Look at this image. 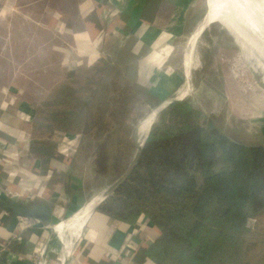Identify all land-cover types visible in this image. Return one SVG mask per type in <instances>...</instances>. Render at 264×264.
<instances>
[{
  "label": "rangeland",
  "instance_id": "rangeland-1",
  "mask_svg": "<svg viewBox=\"0 0 264 264\" xmlns=\"http://www.w3.org/2000/svg\"><path fill=\"white\" fill-rule=\"evenodd\" d=\"M129 1L102 0L95 3L101 13L83 16L78 0H39V16L48 2L67 13L61 33L51 31L46 40L38 34L33 46L20 47L0 33V104L12 102L5 112L17 119L10 131L0 124V136L7 139L5 147L9 140L15 148L28 146L10 157V148L0 147V173L7 176L0 178L2 190L17 191L13 201L50 199L43 195L42 180L24 183L23 169L26 157L34 162V172L48 170V151L56 163L47 172L53 177L50 186L81 187L88 194L74 212L110 191L145 147L144 139L139 154L140 121L164 100L189 89L181 101L199 113H191L187 122L204 126L210 121L217 131L246 144L264 139V60L249 28L239 30L240 22L212 10L204 24L208 0H143L138 11ZM169 106L158 111L149 129L186 122V116H171ZM68 110L76 114L64 122ZM252 219L238 264H264V213ZM125 248L132 249L127 243Z\"/></svg>",
  "mask_w": 264,
  "mask_h": 264
},
{
  "label": "trees",
  "instance_id": "trees-1",
  "mask_svg": "<svg viewBox=\"0 0 264 264\" xmlns=\"http://www.w3.org/2000/svg\"><path fill=\"white\" fill-rule=\"evenodd\" d=\"M169 107L186 122L152 127L137 164L96 212L133 227L127 239L132 258L146 245L140 264H238L250 218L264 213V144L233 140L210 121L187 122L199 113L188 101ZM3 113L0 122L12 129L16 116ZM75 114L68 110L62 121ZM46 154L47 164L54 161Z\"/></svg>",
  "mask_w": 264,
  "mask_h": 264
},
{
  "label": "crops",
  "instance_id": "crops-1",
  "mask_svg": "<svg viewBox=\"0 0 264 264\" xmlns=\"http://www.w3.org/2000/svg\"><path fill=\"white\" fill-rule=\"evenodd\" d=\"M35 1L39 0H0V33L2 36H5V39L8 42L12 43L13 46L15 45V47H20L22 44L33 46L36 35L38 34H41L42 38L46 40L45 37L47 33L51 31L62 32V16L67 17V13L62 11V7H59L58 5L54 6L48 2L44 13L39 16L40 14L38 15V11H36L37 2L35 3ZM99 1L101 2L102 0H78V11H80L83 16L99 14L101 13L99 7L101 5L99 4L95 6V3H98ZM130 4H132V8L135 9V11H138L143 4V0H131L129 1V5ZM88 6H90L89 9ZM171 6L172 3H170V7ZM136 14L135 17H137ZM160 21L163 20L161 19ZM68 24L70 25V22H68ZM64 30L69 34L72 33V31L68 30L66 27H64ZM81 38V35L77 34L76 42H79ZM84 43L85 42H83V44ZM86 43V45L89 44L87 41ZM190 91L191 90L189 89L187 94L184 95L185 98L190 95ZM7 103L12 105V102L10 101L1 103L0 111H7ZM0 114V118H2L3 112ZM18 141L19 140L16 142ZM258 143L264 144V139H259L254 143H248V145H257ZM6 144L8 143L0 141L1 148H10V154H8V157L14 156V152L16 155L18 152H24L28 147H25L23 150L21 148H15L14 146H17V144L13 145L10 140L7 147H5ZM4 152L5 154L8 153L6 150ZM52 162H49L48 166L50 168L48 167V170H37L34 172V169H32L34 162H30V160L25 157V159H23V169L26 170V181L21 179L24 183L27 181L28 183H31V181L34 180H42L43 183H45L43 195L50 199L44 201L37 200L36 204H28L26 201L19 203L16 199L15 202L20 205H26L32 209L49 211L53 214L55 221L58 222L62 217H68L70 213H73L79 208L81 204L80 202L83 201L88 194L81 187L77 188L73 186L72 189L69 188L70 190H68L65 185L64 189L61 188V186H50V180L53 177L51 178L52 175L47 172H53L51 170L56 169L55 161ZM35 166L37 165L35 164ZM37 168H39V166ZM6 177L7 176L1 171L0 178L2 179ZM1 179L0 199H6L7 197H5L3 193L4 190H2ZM96 210L86 226L83 235L81 234L84 229V224L81 225L79 235H75V237H77L76 240L62 242L58 237L57 231L53 232L48 221L22 216L0 208V215H4L0 225V264H38L39 260H41V256L38 255L36 251L40 248L39 246L43 241H47V239L48 241L44 247L48 246V251L45 261L42 264H62V260L66 254V248L69 247L70 242L71 244L74 242V245L72 244L73 246L68 255L67 264H140L138 258L141 255L140 253L144 250L146 246L145 244H143L142 247H139V250L141 249L140 251L137 248V253H135L136 256L134 258L130 255L128 248L124 249L129 231L132 230L133 227H128L127 225H124V223L116 220L110 222L106 216L102 213L96 212ZM65 211H67V215L65 214ZM66 228L67 227L65 226L63 230L62 228L60 229L63 236H65ZM65 243L67 245L66 248L64 245ZM3 247L5 249H3ZM50 252H53L51 258ZM141 264L154 263L145 259Z\"/></svg>",
  "mask_w": 264,
  "mask_h": 264
},
{
  "label": "bare ground",
  "instance_id": "bare-ground-1",
  "mask_svg": "<svg viewBox=\"0 0 264 264\" xmlns=\"http://www.w3.org/2000/svg\"><path fill=\"white\" fill-rule=\"evenodd\" d=\"M208 5L210 7L208 8V16L204 19L203 23H207V20L210 18L209 14H211L212 10L216 14L223 15L226 17V19L240 22L238 25L239 30L242 29L244 25L247 26L246 28H249L253 37L255 36L252 39L254 42H257L255 50H258L259 56L264 60V0H208ZM199 24L196 27V35L198 32H200L198 29ZM256 37L261 38V41L256 40ZM195 39L196 36L192 37L191 39L192 46L195 44ZM192 46L190 47L191 50L189 55L193 57L194 52L192 51ZM251 48L253 49V47ZM186 93L187 92L181 93L179 96H177V98L181 99V95L183 96V94ZM168 103L169 99L164 100L161 104L153 108L152 111L140 121L141 125L144 124L141 127L142 137H138L140 145L143 144L144 138L146 137L151 124L155 123L156 116H158L162 108L167 106ZM104 194L105 192L102 191L98 195H95L89 202L82 205L81 208L73 215L63 218L58 222L56 225V231L58 233L59 239L62 240V242L76 240L77 237H75V235H79L81 231V225L84 224V228L87 226L91 216L94 214V208L103 199ZM65 226L67 228L65 236H63L60 232V229L62 228L63 230ZM72 244L70 242L69 247L66 248V255L69 254Z\"/></svg>",
  "mask_w": 264,
  "mask_h": 264
},
{
  "label": "water",
  "instance_id": "water-1",
  "mask_svg": "<svg viewBox=\"0 0 264 264\" xmlns=\"http://www.w3.org/2000/svg\"><path fill=\"white\" fill-rule=\"evenodd\" d=\"M185 98V97H184ZM183 98V99H184ZM183 99H179L177 97H172V98H169V103L168 104H171L175 101H181ZM168 100V99H166ZM150 130H148L147 134H146V137L144 138L145 140L147 139L149 133H150ZM138 151H139V154L141 153L142 151V145L139 144L138 146ZM140 157V155H138V158ZM138 158L135 159L134 163L132 164V166L129 168V170L125 173L124 177L115 185V187H113V189H111L110 191H107L104 196H103V199L96 205V207L94 208V211L96 210V208L108 197L112 194V191H114V188H116V186H118L128 175L129 173L132 171V169L134 168L135 164L137 163L138 161ZM0 208L4 209V210H7V211H10V212H14L16 214H19V215H22V216H26V217H31V218H36V219H40V220H44V221H48L50 223V227L51 229L53 230V232H56V225L58 224L57 221H55L54 217H53V214L49 211H46V210H43V209H32V208H29L27 207L26 205H20L19 203L13 201L12 199L10 198H6V199H0ZM252 221L250 220L249 221V224L251 223ZM65 245V248L67 247L66 243L64 244ZM74 245V243H73ZM71 245V246H73ZM72 248V247H71ZM47 251H48V246L45 247V253L47 254ZM71 251V250H70ZM70 253V252H69ZM45 254V255H46ZM68 255L69 254H65L63 260H62V264H67V259H68Z\"/></svg>",
  "mask_w": 264,
  "mask_h": 264
},
{
  "label": "built area",
  "instance_id": "built-area-1",
  "mask_svg": "<svg viewBox=\"0 0 264 264\" xmlns=\"http://www.w3.org/2000/svg\"><path fill=\"white\" fill-rule=\"evenodd\" d=\"M4 192H5V196L6 197H10V198H15L16 196L19 195V193L17 191L14 192V191H6V190H4ZM3 216L4 215H2V214L0 215V225L2 223ZM250 220L253 221L252 218H250ZM251 224H252V222L249 225H251ZM128 245L130 247V244L129 243H128ZM3 249H5V248L3 247ZM39 255L41 256V260H39L38 264H42L45 261V257H46V255H45V247H44V251H41V254H39Z\"/></svg>",
  "mask_w": 264,
  "mask_h": 264
}]
</instances>
